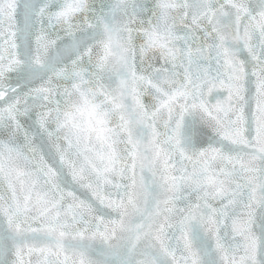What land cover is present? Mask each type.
Instances as JSON below:
<instances>
[{
	"label": "snow or ice",
	"instance_id": "obj_1",
	"mask_svg": "<svg viewBox=\"0 0 264 264\" xmlns=\"http://www.w3.org/2000/svg\"><path fill=\"white\" fill-rule=\"evenodd\" d=\"M0 264H264V0H0Z\"/></svg>",
	"mask_w": 264,
	"mask_h": 264
}]
</instances>
